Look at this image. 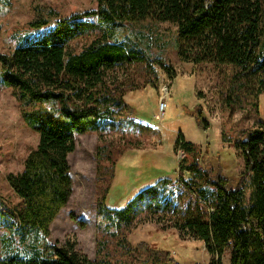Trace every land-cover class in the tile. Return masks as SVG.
I'll use <instances>...</instances> for the list:
<instances>
[{"label":"trees","instance_id":"1","mask_svg":"<svg viewBox=\"0 0 264 264\" xmlns=\"http://www.w3.org/2000/svg\"><path fill=\"white\" fill-rule=\"evenodd\" d=\"M146 20L176 25L181 60L234 68L220 103V137L240 151L243 171L237 178L221 174L203 160L198 142L179 135L174 149L183 156L177 178L163 175L120 208L97 200L95 259L90 260L75 239L48 243L46 236L71 193L67 157L74 150V133L158 134L133 117L132 105L123 99L118 72L143 57L118 43L113 31L124 22ZM49 22L38 16L29 27ZM95 29L100 35L80 51L67 49L69 41ZM155 61L173 75L171 66ZM241 79L254 82L248 94L258 111L257 97L264 92V0H96V8L60 17L49 32L1 53V83L38 141L25 157L23 171L6 175L20 204L11 206L0 197V264H114L109 258L112 241L120 256L138 263L178 264L169 252L145 241L127 243L125 234L142 215L176 229L181 238L202 241L211 254L203 264H222L228 248L229 264H264V117L233 136L223 131L234 122L238 101L232 87ZM194 115L207 125L201 109ZM131 145L140 147L138 141Z\"/></svg>","mask_w":264,"mask_h":264},{"label":"rangeland","instance_id":"2","mask_svg":"<svg viewBox=\"0 0 264 264\" xmlns=\"http://www.w3.org/2000/svg\"><path fill=\"white\" fill-rule=\"evenodd\" d=\"M92 8H96V0H0V54L9 53L25 38L33 39L49 32L58 18ZM38 16L50 22L39 29L30 28L29 22ZM113 31L118 43H125L126 48L137 50L143 57L142 61L125 64L118 72L123 99L132 105V116L156 128L158 134H121L108 130L100 135L93 131L73 134L74 150L67 157L71 193L49 225L46 240L63 243L66 238L75 239L76 248L90 260L95 259L97 200L102 199L105 206L120 208L163 175L177 178L179 158L174 143L179 135L198 142L204 151L203 160L221 174L237 178L243 171L240 151L220 137V103L230 86L234 68L181 60L173 23L124 22ZM99 35L98 29L91 30L69 41L67 49L78 52ZM155 60L171 66L173 75ZM245 82L249 79H241L232 87L238 103L234 122L223 128L228 136L253 127L264 117V92L257 97V111L252 105L253 96L248 94L254 82L248 85ZM163 85L169 86L170 91L166 109L159 119L157 102ZM198 108L207 125L196 120L194 113ZM37 141V133L24 123L10 89L0 80V197L11 206L19 205L20 199L9 186L6 175L23 171L24 159ZM136 141L140 143L139 148L131 145ZM2 231L0 227V235ZM125 238L132 246L145 241L150 247L166 250L178 264H203L211 258L202 241L181 238L176 229L145 215ZM118 252L112 241L109 244L112 262L143 264ZM227 260L226 256L223 264Z\"/></svg>","mask_w":264,"mask_h":264},{"label":"built area","instance_id":"3","mask_svg":"<svg viewBox=\"0 0 264 264\" xmlns=\"http://www.w3.org/2000/svg\"><path fill=\"white\" fill-rule=\"evenodd\" d=\"M169 91H170L169 86H167V85L162 86L161 94H160V96L158 98V102H157V111H158L157 117L159 119L162 118L164 111L166 109V105H167L166 100H167V97L169 95ZM176 153H177V157L180 160V158L183 156L182 150H178Z\"/></svg>","mask_w":264,"mask_h":264},{"label":"crops","instance_id":"4","mask_svg":"<svg viewBox=\"0 0 264 264\" xmlns=\"http://www.w3.org/2000/svg\"><path fill=\"white\" fill-rule=\"evenodd\" d=\"M230 251H231V249L230 248H228V249H225V251L223 252V254H222V256H221V263L223 264L224 262H223V259H225L226 258V256H227V264H229L230 263Z\"/></svg>","mask_w":264,"mask_h":264}]
</instances>
